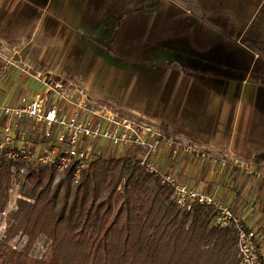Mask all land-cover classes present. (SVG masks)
Wrapping results in <instances>:
<instances>
[{
  "label": "crops",
  "instance_id": "0c3cea01",
  "mask_svg": "<svg viewBox=\"0 0 264 264\" xmlns=\"http://www.w3.org/2000/svg\"><path fill=\"white\" fill-rule=\"evenodd\" d=\"M250 2L258 7L242 25L217 0H0V104L43 91L36 75L110 100L186 143L189 151L161 146L157 168L229 207L258 236L264 52L253 49L264 45V14L255 15L264 0ZM114 64L132 74L122 98L97 87L110 83Z\"/></svg>",
  "mask_w": 264,
  "mask_h": 264
},
{
  "label": "trees",
  "instance_id": "16d2710c",
  "mask_svg": "<svg viewBox=\"0 0 264 264\" xmlns=\"http://www.w3.org/2000/svg\"><path fill=\"white\" fill-rule=\"evenodd\" d=\"M137 153L99 156L77 181L70 168L55 184L53 166L26 165L14 174L2 161L0 214L11 186H19L2 242L26 241L21 250H1L0 264H28L40 237L48 254L34 264H239L235 230L212 226L211 207L179 210L172 190L142 169ZM260 231L257 247L264 226Z\"/></svg>",
  "mask_w": 264,
  "mask_h": 264
},
{
  "label": "built area",
  "instance_id": "2783aa9c",
  "mask_svg": "<svg viewBox=\"0 0 264 264\" xmlns=\"http://www.w3.org/2000/svg\"><path fill=\"white\" fill-rule=\"evenodd\" d=\"M34 78L44 84L43 91L20 96L13 105L0 104V163L9 162L12 173L22 174L26 165L53 166L58 175L73 168L74 180H78L81 172L102 155V149L114 157L139 150L140 166L161 186L172 190L171 200L179 210L191 211L195 205L211 207L212 226L235 230L239 264H263L255 230L246 228L229 207L179 183L155 165L154 156L161 146L189 151L188 145L165 138L156 126L141 117L125 116L99 103L84 88L63 85L42 75ZM25 123L42 127L47 149L41 144L33 149L24 147V143L15 145V130Z\"/></svg>",
  "mask_w": 264,
  "mask_h": 264
},
{
  "label": "rangeland",
  "instance_id": "374dc122",
  "mask_svg": "<svg viewBox=\"0 0 264 264\" xmlns=\"http://www.w3.org/2000/svg\"><path fill=\"white\" fill-rule=\"evenodd\" d=\"M175 2L178 3H182L183 0H173ZM217 2L224 8V10L229 14V15H238L240 16V20L239 23H241L242 25H246L249 21V17H250V12H252L254 10V7L257 8L258 4L256 3H252L250 2V0H217ZM236 11H238V14H236ZM261 14H264V7L262 8V5L259 7V9L257 10L256 14V19H258L260 17ZM254 19V21L256 20ZM251 22H253L251 20ZM257 22V21H256ZM251 30V29H250ZM234 38L232 40V42H234V40L236 39V35L237 32L239 31L238 29H234ZM249 38L248 35H244L242 40H245ZM227 41V40H226ZM232 42L230 43V45L232 44ZM250 49H253L252 47H250ZM255 52H264V48L259 47L257 45L254 46L253 49ZM114 71L113 74L111 76V81L110 83L106 86V88H104V85L101 86V82L98 83V88L105 89V92L108 94H112L114 97L116 98H122L126 92L125 90L127 89V85H128V80L131 78V71H129L128 69H124L123 67H121L118 64H114ZM96 83V82H95ZM94 83V84H95ZM101 86V87H100ZM89 92V91H88ZM90 96H92L94 99L96 98L98 100L99 103H103L106 105H109L111 107H113L115 110H118L120 114L122 115H129L134 116V117H140L137 116L131 112L122 110L121 107L112 104V102L106 98H100V97H96L94 95H92L89 92ZM140 95H138V91L137 89L134 91V93L132 94L131 98H130V102L135 104V99H137V97H139ZM142 97V96H140ZM144 103V106L146 107V103ZM149 122V121H148ZM42 127H35L33 124L31 123H25L19 125L16 130V142L15 145L16 146H20L21 143L24 147L28 148V149H33L35 148V146L37 144H41V147L43 146L44 148H48L45 145V140L43 138L42 135ZM1 135V134H0ZM23 138V140L21 139ZM186 144V143H185ZM134 150H132L131 152L133 153ZM137 151V150H136ZM102 152V157H111L112 153H110L109 151L105 152V150H101ZM139 155V153H137ZM61 177V174H57L54 180V184L59 180V178ZM77 181V180H75ZM17 198H19V186L17 183L13 184L11 186V189L9 190V201L7 203V206L4 210L3 214H0V251L1 250H8L10 248L16 249V250H21L22 247L25 244L26 239L16 236L15 238H13L12 240H10L7 243H3V235L4 232L7 228V216L10 212L15 210V202L17 200ZM261 234V233H260ZM262 237V235H261ZM264 240V239H263ZM261 241L260 244H264V241ZM48 254V243L47 241L43 238L40 237L38 238L35 246L31 249L30 253H29V260H28V264H34V260L39 259L43 256H46Z\"/></svg>",
  "mask_w": 264,
  "mask_h": 264
}]
</instances>
